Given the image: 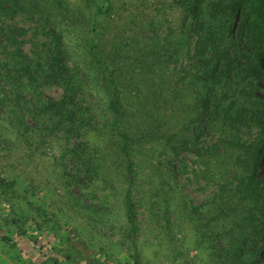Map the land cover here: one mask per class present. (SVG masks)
<instances>
[{
    "label": "rangeland",
    "instance_id": "rangeland-1",
    "mask_svg": "<svg viewBox=\"0 0 264 264\" xmlns=\"http://www.w3.org/2000/svg\"><path fill=\"white\" fill-rule=\"evenodd\" d=\"M2 2L0 176L17 183L14 202L44 208L83 248L71 264L135 253L138 264H238L260 247L241 185L264 180V152L258 165L253 154L264 118L250 116H264V83L241 82L246 62L220 31L242 30L243 16L263 27L264 0ZM218 102L251 119L211 121Z\"/></svg>",
    "mask_w": 264,
    "mask_h": 264
},
{
    "label": "trees",
    "instance_id": "trees-1",
    "mask_svg": "<svg viewBox=\"0 0 264 264\" xmlns=\"http://www.w3.org/2000/svg\"><path fill=\"white\" fill-rule=\"evenodd\" d=\"M2 1L0 0V3H3ZM201 11L206 12L202 6ZM195 12V16H197L200 12L198 7ZM236 17V11L232 10L229 21H233ZM257 24L256 19L252 20L250 16H243L240 24L242 30L238 29L237 31L235 30L236 32H232L229 26V29L220 31V35L222 39L234 41L233 53L246 62L243 69L239 70L240 73H244L245 75L242 77L241 82L245 81L250 85H255L254 90H262L258 82L264 83V26L259 28ZM220 59L218 58L219 61ZM229 61L226 63L227 66ZM109 83L112 84V82ZM118 98L119 92L114 88L113 99L110 101V109L113 112H115ZM248 111L242 108V106L232 111L230 108L222 106L221 102H218L210 111L209 116L211 121H216L222 117L231 126L245 124L248 118L251 119L250 116L253 115H256L255 119L257 122L263 120L264 116L260 115V112L253 110L250 116H248ZM260 111L262 112V110ZM260 131L261 134H264V121L261 124ZM120 136L122 138V151L126 159V168L128 173L131 174L132 166L128 158L127 137L123 134ZM253 151L256 165H258L264 152V137L256 144ZM241 186H243L241 189L245 192L244 199L253 204L251 211L246 216V224L249 231L259 238L261 245L260 247L255 245V252L245 253L244 251H240L236 253V262L238 264H249L247 260H242L243 253H245L248 257H251L250 260L253 259V261L264 264V211H259L258 207L264 199V180L257 181L253 177ZM16 187L17 183L15 181L0 176V250H5L2 254L6 255L8 252V258L13 261L12 264H71L77 263L78 260L81 261L82 257L79 256L83 255V248L81 246L78 247L74 242L65 243L66 240L63 238L64 234H62L64 231L58 230L57 228L60 227L56 228L53 225H56V223L50 220L44 208L39 205L30 204L31 207L25 210L20 204L14 202L13 194L16 192ZM124 203L126 217L130 224V233L134 234L137 231V227L135 225V214L129 191L125 196ZM256 211L259 213L258 217H256ZM65 233L70 234L72 232L67 231ZM45 235L47 236L44 238ZM258 238L256 239L258 240ZM53 239L57 242H53ZM68 240L70 241L69 237ZM253 243L250 246H253ZM22 244L30 245L29 249L24 250ZM134 257V262L131 264H138L136 253ZM0 258L2 259L1 256ZM99 263V261L93 262V264Z\"/></svg>",
    "mask_w": 264,
    "mask_h": 264
}]
</instances>
